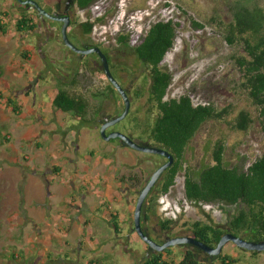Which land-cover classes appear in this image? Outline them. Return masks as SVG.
Instances as JSON below:
<instances>
[{
    "label": "rangeland",
    "instance_id": "374dc122",
    "mask_svg": "<svg viewBox=\"0 0 264 264\" xmlns=\"http://www.w3.org/2000/svg\"><path fill=\"white\" fill-rule=\"evenodd\" d=\"M236 1L104 0L105 8L111 13L109 24L104 26L98 22L106 16L105 10L90 15L97 27L94 37L99 39L104 32L110 31L108 41L111 45L130 55L124 63V74L128 75L124 82L133 87L135 102L130 115L110 127L107 134L119 132L154 144L148 134L135 130L137 119L142 125L141 130L152 127L158 111L146 102L150 88L149 71L138 61L132 49L142 43L151 25L161 20L173 19L180 24L175 46L162 64V68L173 75L166 99L187 95L195 105L213 104L217 108L232 106V115L227 122L211 121L200 129L187 148L176 185L168 195L158 196L152 223L159 225L161 221L168 220V216L175 221L168 236H161L164 243L170 238L190 236V225L194 222L225 226L243 208L229 207L223 203L201 206L185 199V170L193 166L198 171L210 164L216 140H226L225 162L230 167L244 166L247 169L264 155V131L257 111L247 94L239 88L241 73L234 57L241 55L243 49L229 46L224 38L225 32L210 24L212 17L229 23ZM238 1L250 8L264 7V0ZM13 3L14 0H0L1 11L9 14L2 18L6 34L0 31V264H59L65 253L69 252L65 242L73 243L78 232L90 235V230L86 228H75L64 236L61 248L57 242H53L51 247L54 248L39 244V240H44V234H47V221L53 223V216L58 213L69 214L62 203L64 198L77 207L71 221L96 218L99 228L95 234L99 243L107 244L103 251L111 253L107 255L109 261L98 256V253H104L102 250L95 254L89 252L86 258L96 257L101 264H135L137 261V264H143L151 253L148 245L133 235L131 230L136 202L146 180L165 159L121 145L119 139L108 142L101 136L99 125L87 126L72 114L54 109L53 100L59 83H69L72 79L68 74L70 71L64 67L65 64L69 68L70 62L42 60L32 55L29 41L22 42L20 38ZM124 15L126 18L123 20ZM192 20L204 25L205 29L193 28ZM120 36L129 38V48H124L117 41ZM82 70L84 76H79V85L68 89L75 95L88 97L98 106L100 102L92 94L101 92L108 85V80L98 69ZM119 95L116 93L115 99H112V120L124 112V103ZM7 99L16 100L20 108L18 113L7 106ZM105 105L110 111V104L106 102ZM240 110L250 111L255 117L247 133L232 128L234 116ZM5 137L10 141L2 145ZM51 177L66 187L63 192H56L58 197L55 199H51ZM132 178L136 179L135 183ZM104 201L106 208L111 205L113 212L117 211L120 218H126L119 226L123 234L121 241L116 238L110 222L102 218L103 209L96 211V206ZM164 208L168 209V215L162 211ZM68 222L67 219L63 220V223ZM41 227L43 236L39 234ZM129 239L134 251L130 255L123 252ZM45 241H48L47 238ZM154 241L158 243V240ZM172 249L176 253L177 264L184 252L191 248L177 246ZM59 250L61 254L57 255ZM197 252L205 262L216 263V258L199 250ZM223 253L241 259L240 264H264V254L252 257L251 253L233 243H228ZM130 256H134L136 261ZM77 260L73 256L69 263Z\"/></svg>",
    "mask_w": 264,
    "mask_h": 264
},
{
    "label": "trees",
    "instance_id": "16d2710c",
    "mask_svg": "<svg viewBox=\"0 0 264 264\" xmlns=\"http://www.w3.org/2000/svg\"><path fill=\"white\" fill-rule=\"evenodd\" d=\"M8 16L9 14L0 10V31L3 34H6L7 30L2 18ZM101 20L98 21L103 24L104 21ZM21 24L22 22L18 23L19 30ZM210 24L216 25L225 32L224 38L229 46H240L243 49L241 55L234 57L241 73L239 88L247 94L254 105L260 126L264 131V7L250 8L241 5L237 0L235 7L232 8V19L229 23L212 17ZM86 26H88L87 32L92 33L94 25ZM192 26L196 30L205 29L204 25L195 20H192ZM179 27L180 24L173 19L158 21L151 25L142 43L132 49L138 61L149 71L148 103L153 110L158 111L152 127L141 130L142 125L137 119L135 130L148 134L149 139L154 142L153 146L166 150L174 157V164L164 174L157 193L147 202L144 216L146 222L153 220L159 194L168 195L176 185V178L183 169L187 148L200 129L211 121L227 122L232 115V106L217 108L213 104L195 105L192 98L187 95L178 99H166L173 75L163 69L162 64L175 46ZM30 29H32L30 24L24 28V30ZM118 41L121 45L130 47L128 37L120 36ZM79 83L80 77L77 74L72 76L69 83L60 82L54 96L53 107L62 113L72 114L82 124L89 126L96 116L105 110L106 102L118 92L109 82L111 85L109 91L92 94L93 98L100 102L95 106L88 97L75 95L68 89L78 86ZM119 97L123 102L122 97L120 95ZM6 103L15 113L20 111L16 100L7 99ZM234 117L232 128L237 132L247 133L255 122V117L247 110H240ZM9 141L10 139L5 137L1 144ZM226 150V140L220 138L213 144L210 164L198 171L193 166L185 170V199L193 204L223 203L229 207L243 206V208L239 209L225 226L194 222L190 225V236L210 247H217L226 234H233L250 242H264V155L245 169L244 166H228L225 162ZM112 218L115 232L119 234L117 217L112 215ZM174 223L175 221L168 219L161 221L159 226L163 232H171ZM173 251L171 248L163 253L156 252L143 264H176ZM249 253L252 257L264 254ZM199 257L197 250L188 249L177 264H209ZM241 261L239 258L222 253L216 258L215 264H240Z\"/></svg>",
    "mask_w": 264,
    "mask_h": 264
},
{
    "label": "flooded vegetation",
    "instance_id": "af4514ba",
    "mask_svg": "<svg viewBox=\"0 0 264 264\" xmlns=\"http://www.w3.org/2000/svg\"><path fill=\"white\" fill-rule=\"evenodd\" d=\"M105 5L106 4L104 0H14L12 7L17 12V29L20 34V38L22 39V42L24 40L29 41L30 46H32L31 51L33 56L37 55L42 60H55L58 62L68 61L70 62L69 64L67 63L69 65V68L64 64V67L70 71V73L68 74L70 76L77 74L78 76L83 77L84 75L81 73H83L82 69L84 68L86 69V71L98 69L102 73H104L101 57L97 53L91 52L94 49H100L102 53L107 57L112 74L117 77V80L119 81L123 89L128 93L133 105L135 102V98L132 93L133 87L127 86L124 82L126 79L125 77L128 76L124 74V63L125 59H129L130 55L127 54V51L120 50L119 48L116 49L115 46L111 45L110 41H108V35L111 33L110 31L104 32L103 35H105H101L99 39H96L94 37V32L97 27L95 25V20H92L90 18V15L91 13H96V11L105 10L106 16L100 19H102L101 21H104L103 25L107 26V24H109L108 22H110L111 13L108 12V8H105ZM2 13L5 12L2 11ZM21 22V30H19L18 23ZM98 22L100 24V21ZM29 24L32 26V29L24 30L25 26ZM88 24L94 25L92 33L87 32L88 26L86 25ZM64 32H66L67 39L71 46L67 44ZM122 46L126 49L129 48L125 45ZM80 68L82 69L80 70ZM144 68L146 67L144 66ZM113 71L115 72V74ZM110 87L111 85L108 81V85L102 88L101 92L109 91ZM112 99H115V94L112 96ZM112 99L108 101V103L110 104L109 106H111V104L113 105ZM146 102L148 103V99L146 100ZM108 109H110V111L107 110V107H105V110H103L98 116H96V119L92 121L91 125H99L100 129L103 124L112 120L113 118L110 113L114 108L111 106ZM130 137L141 145H151L149 143L135 139L131 135ZM121 145L124 144L122 143ZM164 159V163L159 166L157 170L168 162L166 158ZM163 176L148 195L147 202L148 200H151L152 195L157 193V189L162 183ZM150 179L146 180V185L148 184ZM132 182L135 183L136 179L132 178ZM147 202L145 207L147 206ZM153 220L146 222L143 219V229L145 233L153 240H158V243H164L161 239V236L164 234L168 236L169 232H163L159 228L160 226L158 225V223H152ZM132 225L133 228L131 230L135 232L134 222ZM168 240L169 239H167L166 241ZM149 253H151L152 255L156 252H154L153 250H149Z\"/></svg>",
    "mask_w": 264,
    "mask_h": 264
},
{
    "label": "water",
    "instance_id": "95a60500",
    "mask_svg": "<svg viewBox=\"0 0 264 264\" xmlns=\"http://www.w3.org/2000/svg\"><path fill=\"white\" fill-rule=\"evenodd\" d=\"M64 35L67 44L70 45L66 36V32H64ZM91 52L97 53L101 57L106 78L120 94V96L124 101V106H125L124 112L119 118L110 120L102 125V127L100 128L101 136L108 142L114 139H119L124 145H126L127 147L133 150L146 154L159 155L168 160V162L165 165H163L157 171L154 172L146 187L141 191L134 212V225H135L134 231L148 245L149 250H153L154 252L157 253H163L166 250L171 249L173 247L183 246V247H190L191 249H197L209 255L211 258H217L223 253V250L228 243H233L242 250H246L249 252L264 253V242L261 243L250 242L243 238L236 237L233 234L224 235L221 238L217 247H210L191 236L171 238L165 243H157L145 233L142 223L145 215L144 210L147 202V197L152 191V189L159 182L163 174L173 165L174 157L164 149L158 148L153 145H141L137 143L135 140H133L130 136L124 135L122 133L113 132L111 134H107V131L110 127L124 121L129 116L132 107V102L128 93L123 89L119 81L112 74L107 57L102 53L100 49H94Z\"/></svg>",
    "mask_w": 264,
    "mask_h": 264
},
{
    "label": "crops",
    "instance_id": "0c3cea01",
    "mask_svg": "<svg viewBox=\"0 0 264 264\" xmlns=\"http://www.w3.org/2000/svg\"><path fill=\"white\" fill-rule=\"evenodd\" d=\"M55 177H51V199H55L56 196V192L61 191L63 192V190H66V187H64L62 184H60L59 180H54ZM53 190V191H52ZM52 202V200H51ZM62 203L65 205L66 207V211L69 213L67 216L64 214H56L53 216V223H50V221H47L46 223V231L47 234H44V240H39V244H48L49 246L47 247H51L53 245V242H57L59 245L58 247L61 248V246L63 245V239L64 236H66L67 234H69L70 232H72L73 230H75V228H77L78 230H83V228H86V230H90V235H83V233L78 232V235L76 234L75 238H73V243L70 242H65V248L67 250H69V252L63 253L64 258H61V261L59 264H81V263H85V264H101L98 258H86L85 256L90 252L95 254L97 251L102 250V252L106 253V256L104 255V253H98V256H103L104 259L108 260L107 256L108 253L106 252V250L103 251V248H105L107 246V244H101L98 241V237L95 234V231L98 230V226L96 224V218L95 219H88V218H83V219H76L75 221H71V219L74 217V214L77 211V207L73 205L72 202H70V200H62ZM101 203V202H100ZM99 203V204H100ZM96 206V211L98 212V209H103V213L101 214L102 218L108 220L110 222V224L113 226V218L112 215L117 217V222L118 225L120 226V223H124V221H126V218H120V213L115 211H112V206L110 205L109 207L106 208L107 203L104 201L102 204ZM68 220V223H63V220ZM40 227V226H39ZM48 227V228H47ZM113 228L115 229V226H113ZM40 236H43L44 230L42 229V227L40 228ZM116 233V232H115ZM133 235H136L137 237H139L135 232H132ZM122 233H121V228H120V233L116 234V238H118L119 241H121L122 238ZM128 237V236H127ZM47 238L48 241H45V239ZM131 238V237H130ZM59 239L61 241H59ZM129 241V242H128ZM126 241V249H123V252L127 253V254H134V251H132L131 245H130V239ZM51 243V244H50ZM125 244V242H124ZM45 246V245H44ZM111 246V245H110ZM63 247V246H62ZM54 248V247H51ZM47 249V248H46ZM175 256L176 253L175 251H173ZM57 255L61 254V251H57L56 252ZM53 254V253H52ZM52 256V255H51ZM76 257L78 258L77 262L74 261V263H69V259H71V257ZM131 257V256H130ZM147 257V256H146ZM131 258L135 259L134 256H132ZM109 261V260H108ZM136 261V259H135ZM56 261H54L53 263H55ZM138 263V261H137ZM135 263V264H137ZM58 264V263H57ZM109 264V263H108Z\"/></svg>",
    "mask_w": 264,
    "mask_h": 264
},
{
    "label": "built area",
    "instance_id": "2783aa9c",
    "mask_svg": "<svg viewBox=\"0 0 264 264\" xmlns=\"http://www.w3.org/2000/svg\"><path fill=\"white\" fill-rule=\"evenodd\" d=\"M195 205H201V206H204V204H195ZM162 211L165 213V215H168V214H169V211H168L167 208H164ZM168 219H171V217L168 216Z\"/></svg>",
    "mask_w": 264,
    "mask_h": 264
},
{
    "label": "clouds",
    "instance_id": "9594fccd",
    "mask_svg": "<svg viewBox=\"0 0 264 264\" xmlns=\"http://www.w3.org/2000/svg\"><path fill=\"white\" fill-rule=\"evenodd\" d=\"M126 18V15H124L123 20Z\"/></svg>",
    "mask_w": 264,
    "mask_h": 264
}]
</instances>
